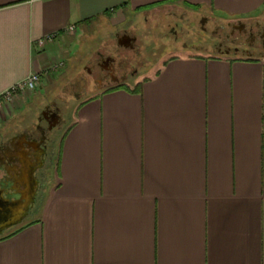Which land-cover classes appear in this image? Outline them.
<instances>
[{"label":"crops","instance_id":"obj_1","mask_svg":"<svg viewBox=\"0 0 264 264\" xmlns=\"http://www.w3.org/2000/svg\"><path fill=\"white\" fill-rule=\"evenodd\" d=\"M181 11L227 24L259 19L264 0H0V92L40 74L0 108V133L62 78L74 35ZM78 102L51 189L0 237V264H264L263 60L185 53Z\"/></svg>","mask_w":264,"mask_h":264},{"label":"flooded vegetation","instance_id":"obj_2","mask_svg":"<svg viewBox=\"0 0 264 264\" xmlns=\"http://www.w3.org/2000/svg\"><path fill=\"white\" fill-rule=\"evenodd\" d=\"M153 22L155 31L162 29L155 39L146 32L142 42L133 29H124L114 40L105 39L95 48L74 79L63 87L64 97H57L62 107L48 102L34 122L8 126L0 133V225L22 214L28 204L22 222L0 237L22 226L37 209L39 191L50 179L49 170L55 165L56 151L70 119L67 114L74 111L76 98H90L120 87L134 88L147 76L143 71L153 61L150 51L164 50L167 44L171 52L164 59L188 53L264 61V15L222 24L213 17L181 11L158 14Z\"/></svg>","mask_w":264,"mask_h":264},{"label":"rangeland","instance_id":"obj_3","mask_svg":"<svg viewBox=\"0 0 264 264\" xmlns=\"http://www.w3.org/2000/svg\"><path fill=\"white\" fill-rule=\"evenodd\" d=\"M190 13L192 12L190 11ZM154 24L155 22L153 21H150L147 24L139 22L138 24H136V26H134L133 33L138 36L139 40L143 39V33L146 32L148 33V35L154 37L150 39H155L162 33V29L155 31L153 29ZM222 24L225 23L222 22ZM127 27V23L122 26L114 27L111 26V24H109L108 22H101L98 24H94L91 27L85 28L84 32L82 33L79 32L74 35L68 44V48H66L68 53L73 55L72 58H62L60 61L62 63V66L56 70V72L61 71L62 78L56 80L53 83L52 87L45 88L42 93L38 94L36 97H32L31 100L27 101L22 106V108L17 111L14 120H12L10 123H14L15 125H21L24 122H34L35 117L41 111L42 106L47 104L48 102L55 103L58 107H62L57 97H64V93H62L63 87L67 84L68 81L74 79L75 75L81 70L82 66L85 64V59L91 54V52L94 51L95 48L102 46V43H104L105 39L114 40L116 33L121 32ZM204 35L206 36V34ZM150 39H147V41ZM142 42L144 41L142 40ZM163 48L164 50L150 51L149 55L151 56L153 61H151L147 66V69L143 71L147 73V75H150L156 68L160 67L164 63V57L167 55L168 52H171V50L168 49V44L167 48L164 46ZM54 65H58V63ZM85 99L86 97L76 98V101H74L73 103V105L75 106L74 111L78 106V103H80L78 101H84ZM74 111L67 114V117H69L70 119L67 120L66 127L74 120ZM49 175L50 179H47L42 183V187L39 191V202H37L36 206L37 209L29 216V218L25 222L34 218L38 213L39 209L42 207L43 200L46 198L47 193L50 191L52 186L51 183L55 180L56 177L55 165L49 170Z\"/></svg>","mask_w":264,"mask_h":264},{"label":"built area","instance_id":"obj_4","mask_svg":"<svg viewBox=\"0 0 264 264\" xmlns=\"http://www.w3.org/2000/svg\"><path fill=\"white\" fill-rule=\"evenodd\" d=\"M74 31V26H69L66 29V33H71ZM54 35H49L37 40L36 44L39 47H42L44 44L52 42L54 40ZM62 66V63L58 65H54L52 67V71H56L59 67ZM40 83V74L38 73H31L25 79L9 86L2 92H0V108L5 104L10 102L14 97L24 93H32L34 92Z\"/></svg>","mask_w":264,"mask_h":264},{"label":"water","instance_id":"obj_5","mask_svg":"<svg viewBox=\"0 0 264 264\" xmlns=\"http://www.w3.org/2000/svg\"><path fill=\"white\" fill-rule=\"evenodd\" d=\"M27 205L24 206V209H25L24 212H22V214H19L18 217L14 218L12 221H10L8 223L0 225V235H2L3 231H5V230H7V229H9V228H11L13 226H16V225H18V224H20L22 222L23 217L27 213V208H28Z\"/></svg>","mask_w":264,"mask_h":264},{"label":"trees","instance_id":"obj_6","mask_svg":"<svg viewBox=\"0 0 264 264\" xmlns=\"http://www.w3.org/2000/svg\"><path fill=\"white\" fill-rule=\"evenodd\" d=\"M19 228V227H18ZM17 228L7 231L3 236H8L16 231Z\"/></svg>","mask_w":264,"mask_h":264}]
</instances>
